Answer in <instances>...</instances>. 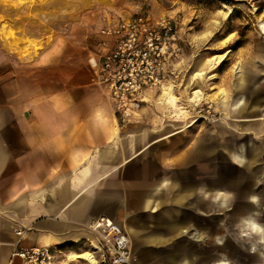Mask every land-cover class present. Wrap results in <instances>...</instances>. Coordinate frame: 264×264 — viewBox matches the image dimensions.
<instances>
[{
  "label": "rangeland",
  "instance_id": "1",
  "mask_svg": "<svg viewBox=\"0 0 264 264\" xmlns=\"http://www.w3.org/2000/svg\"><path fill=\"white\" fill-rule=\"evenodd\" d=\"M0 7L3 29L9 23L19 28L9 33L17 42L11 49L21 50L22 31L39 35L45 45L27 41L24 51L36 56L53 51L61 74H92L88 58L98 48V30L111 22L138 15L174 20L180 56L168 68L163 88L149 96L148 117L140 123L152 141L160 140L163 162L172 165L163 175L173 167L174 189L158 211L142 213L150 217L142 220L147 228L139 237L129 235L135 264H171L183 257L190 264H264V106L252 111L264 99V0H0ZM55 38L61 42L54 47ZM240 73L249 77L251 105L244 113L223 106L225 97L236 99ZM238 149L252 161L250 168L237 166ZM181 153L189 154L184 162L189 175L182 180ZM158 168L153 185L161 181ZM248 183L257 190L253 204L240 195ZM219 186L229 199L224 206L215 198ZM142 188L137 180L136 192ZM180 195L183 200L176 201ZM249 222L261 227L262 238L245 226ZM173 224L182 228L172 231ZM90 246L62 258V264H87V257H71L90 253ZM223 246L228 249L220 250Z\"/></svg>",
  "mask_w": 264,
  "mask_h": 264
},
{
  "label": "crops",
  "instance_id": "2",
  "mask_svg": "<svg viewBox=\"0 0 264 264\" xmlns=\"http://www.w3.org/2000/svg\"><path fill=\"white\" fill-rule=\"evenodd\" d=\"M3 11L0 7V16ZM3 26L0 18V264H22L13 253L34 247H57L67 256L80 254L90 244L91 248L96 245L97 236L89 225L103 216L131 237H139L140 230L147 228L142 220L150 217L142 213L161 208L175 179L173 167L170 175H163L172 165L163 162L156 146L160 140L152 141V133L143 131L140 124L148 117V104L131 127L120 131L111 103L92 83L93 74H61L56 65L60 59L51 56L53 51L27 55V41L40 46L45 40L26 30L18 35L21 50L11 49L16 41L9 33L19 28L15 23L6 29ZM59 42L55 38L52 46ZM238 76L237 97L232 102L225 97L223 106L244 113L251 105L246 96L249 77ZM165 100L175 102L169 96ZM255 103L253 114L258 106L263 108L264 99ZM240 149L233 159L237 166L250 168L252 161ZM200 152L196 148L194 154ZM188 155H178L181 180L189 175L188 162L184 164ZM158 166L161 181L153 185ZM137 180L143 184L138 192ZM215 192L219 205L224 206L229 200L224 189L219 186ZM256 193L248 183L240 195L253 204L258 201ZM182 200L183 195L176 197ZM245 224L262 238L258 224ZM180 228L172 225V231ZM175 264L190 263L183 257ZM212 264L229 263L218 260Z\"/></svg>",
  "mask_w": 264,
  "mask_h": 264
},
{
  "label": "built area",
  "instance_id": "3",
  "mask_svg": "<svg viewBox=\"0 0 264 264\" xmlns=\"http://www.w3.org/2000/svg\"><path fill=\"white\" fill-rule=\"evenodd\" d=\"M98 48L88 58L92 83L111 103L117 127L127 130L141 116L151 93L163 88L167 71L179 55L178 26L171 18L138 15L98 30ZM97 236L87 264H135L127 232L108 217L94 220ZM21 234V233H18ZM22 264H62L67 255L53 246L19 249Z\"/></svg>",
  "mask_w": 264,
  "mask_h": 264
},
{
  "label": "bare ground",
  "instance_id": "4",
  "mask_svg": "<svg viewBox=\"0 0 264 264\" xmlns=\"http://www.w3.org/2000/svg\"><path fill=\"white\" fill-rule=\"evenodd\" d=\"M90 258H92V257H91V254L88 253V254H87V258H85V259H90Z\"/></svg>",
  "mask_w": 264,
  "mask_h": 264
},
{
  "label": "water",
  "instance_id": "5",
  "mask_svg": "<svg viewBox=\"0 0 264 264\" xmlns=\"http://www.w3.org/2000/svg\"><path fill=\"white\" fill-rule=\"evenodd\" d=\"M174 260H175V259L172 260L171 264H175V261H174Z\"/></svg>",
  "mask_w": 264,
  "mask_h": 264
}]
</instances>
